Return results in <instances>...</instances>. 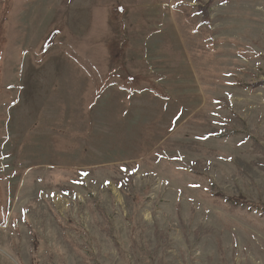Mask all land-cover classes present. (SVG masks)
I'll return each mask as SVG.
<instances>
[{
  "label": "rangeland",
  "instance_id": "obj_1",
  "mask_svg": "<svg viewBox=\"0 0 264 264\" xmlns=\"http://www.w3.org/2000/svg\"><path fill=\"white\" fill-rule=\"evenodd\" d=\"M132 33L173 82L142 125ZM263 79L264 0H0V264H264Z\"/></svg>",
  "mask_w": 264,
  "mask_h": 264
},
{
  "label": "crops",
  "instance_id": "obj_2",
  "mask_svg": "<svg viewBox=\"0 0 264 264\" xmlns=\"http://www.w3.org/2000/svg\"><path fill=\"white\" fill-rule=\"evenodd\" d=\"M122 9L124 11L121 12V14H124L126 10L125 8ZM116 12L117 11L115 10L114 5H110L109 7H107V13L109 17L115 18V16L117 15ZM134 35L135 33H132V36H128L126 34L123 35L121 43L127 42L129 45V49L131 51H135V55L139 58V64H135L134 68H132L131 71L127 69H112V71L108 74L107 83H109L107 84L104 93L106 94L110 89L115 90L113 94H115L117 102L109 105V111L112 112V110H115L116 112L114 113V115L111 114L110 116L119 115V117L122 118L128 116L126 114L127 111L124 110L126 109L125 104H128L129 106H132L131 111H133L136 122L142 125V122H139V120H141L143 116H147L145 111L148 110L149 105L147 101L148 95H150V93H155L157 97L160 98L158 94L159 87H161L162 89L163 85H171L173 82L167 80L164 84L162 80L159 81L158 79L157 81H155L153 79H150L151 77L156 78L158 77V75L162 76V67L167 68L169 67V64L167 62H164L162 55L156 54V50L150 49L147 41H144L142 43L141 39H134ZM143 50L144 53L142 54ZM113 74L115 75L113 76ZM104 93L101 96L97 97L96 102L101 99ZM104 109H106V106H104ZM146 119L147 118H144V120ZM140 132L142 133V127L140 128Z\"/></svg>",
  "mask_w": 264,
  "mask_h": 264
},
{
  "label": "trees",
  "instance_id": "obj_3",
  "mask_svg": "<svg viewBox=\"0 0 264 264\" xmlns=\"http://www.w3.org/2000/svg\"><path fill=\"white\" fill-rule=\"evenodd\" d=\"M204 16H205V20H208V14L206 12H204ZM52 36L49 37V39L47 41H45V45L44 48L42 49L44 52V49L47 50V45L49 44L50 40H51ZM246 87L252 88V89H256L258 87H264V79L262 81H259L257 83H252V84H248ZM230 201H232V204L234 206H248L250 209H254L256 212H259L260 214H264V205L262 203H251L248 202L247 199L243 196V195H238L237 197H232L229 198Z\"/></svg>",
  "mask_w": 264,
  "mask_h": 264
}]
</instances>
